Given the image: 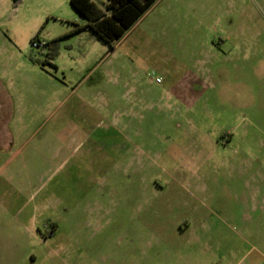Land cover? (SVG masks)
<instances>
[{"label": "rangeland", "instance_id": "obj_1", "mask_svg": "<svg viewBox=\"0 0 264 264\" xmlns=\"http://www.w3.org/2000/svg\"><path fill=\"white\" fill-rule=\"evenodd\" d=\"M86 23L0 0L37 112L0 145V264H264V0H156L114 51Z\"/></svg>", "mask_w": 264, "mask_h": 264}, {"label": "trees", "instance_id": "obj_2", "mask_svg": "<svg viewBox=\"0 0 264 264\" xmlns=\"http://www.w3.org/2000/svg\"><path fill=\"white\" fill-rule=\"evenodd\" d=\"M22 1L13 0V3L17 7ZM155 3L156 0H107L105 10H101L92 0H70L71 7L87 20L84 29L108 45L110 51L115 50L116 43L127 35Z\"/></svg>", "mask_w": 264, "mask_h": 264}, {"label": "crops", "instance_id": "obj_3", "mask_svg": "<svg viewBox=\"0 0 264 264\" xmlns=\"http://www.w3.org/2000/svg\"><path fill=\"white\" fill-rule=\"evenodd\" d=\"M26 73L5 70L0 75V145L7 149L11 148L14 138L24 137L37 120L35 103L32 102L34 108L30 109L24 98L27 88L34 85Z\"/></svg>", "mask_w": 264, "mask_h": 264}]
</instances>
